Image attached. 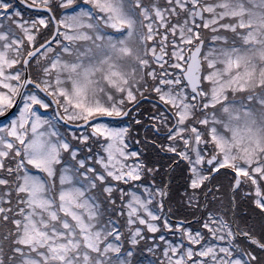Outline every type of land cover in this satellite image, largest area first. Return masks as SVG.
<instances>
[{
  "label": "snow or ice",
  "instance_id": "1",
  "mask_svg": "<svg viewBox=\"0 0 264 264\" xmlns=\"http://www.w3.org/2000/svg\"><path fill=\"white\" fill-rule=\"evenodd\" d=\"M0 264H264V0H0Z\"/></svg>",
  "mask_w": 264,
  "mask_h": 264
},
{
  "label": "flooded vegetation",
  "instance_id": "2",
  "mask_svg": "<svg viewBox=\"0 0 264 264\" xmlns=\"http://www.w3.org/2000/svg\"><path fill=\"white\" fill-rule=\"evenodd\" d=\"M174 187H175V185H174ZM189 219H191L190 217H189ZM193 227H195V225L193 224Z\"/></svg>",
  "mask_w": 264,
  "mask_h": 264
}]
</instances>
